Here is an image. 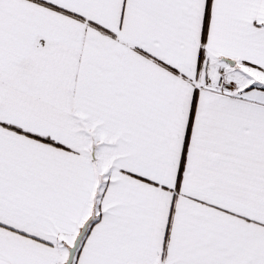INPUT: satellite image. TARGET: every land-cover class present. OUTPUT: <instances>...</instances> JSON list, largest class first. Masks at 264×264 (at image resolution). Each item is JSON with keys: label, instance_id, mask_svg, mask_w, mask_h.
<instances>
[{"label": "snow or ice", "instance_id": "obj_1", "mask_svg": "<svg viewBox=\"0 0 264 264\" xmlns=\"http://www.w3.org/2000/svg\"><path fill=\"white\" fill-rule=\"evenodd\" d=\"M0 264H264V0H0Z\"/></svg>", "mask_w": 264, "mask_h": 264}]
</instances>
